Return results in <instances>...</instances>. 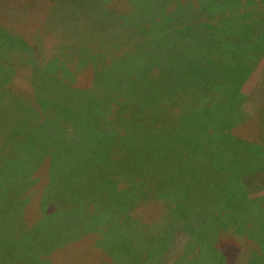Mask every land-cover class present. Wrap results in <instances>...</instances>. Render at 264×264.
<instances>
[{
  "label": "trees",
  "instance_id": "obj_1",
  "mask_svg": "<svg viewBox=\"0 0 264 264\" xmlns=\"http://www.w3.org/2000/svg\"><path fill=\"white\" fill-rule=\"evenodd\" d=\"M33 47V52L6 49L4 54L23 58L38 53ZM252 50L239 65L230 59L119 60L106 76L99 69L103 65H94L79 85L77 70L85 65L2 60L0 264H67L78 250L98 261L104 254L111 264H156L182 232L189 242L174 264H264V198L249 192L254 176L264 171V141H236L225 132L205 134L196 147H188L183 111L168 113L203 98L204 105L230 104L236 125L249 121L241 110L242 88L264 47ZM123 70L139 78L121 81ZM20 72L27 75L29 90L14 81ZM105 106L114 113L108 126ZM119 111L130 113L121 124ZM263 111L264 106L261 118ZM261 132L264 136L262 127ZM209 138L212 146L205 144ZM93 169L100 178H92ZM40 176L49 181L39 206L42 217L25 227L32 204L26 194ZM92 203L99 208H90ZM105 204L112 217L96 231ZM228 237L230 242H223Z\"/></svg>",
  "mask_w": 264,
  "mask_h": 264
},
{
  "label": "rangeland",
  "instance_id": "obj_2",
  "mask_svg": "<svg viewBox=\"0 0 264 264\" xmlns=\"http://www.w3.org/2000/svg\"><path fill=\"white\" fill-rule=\"evenodd\" d=\"M33 46L38 49L36 57V53L25 54L23 58L17 53L5 57L6 49L32 51ZM168 46L169 49L164 50L167 52L165 55H158L160 49ZM255 46L264 47V0H0V49L3 50L0 52V63L9 59L13 64H19V60L26 59L31 63L54 60L59 65H63L60 62L64 63V66H75L74 63L85 65L86 67L77 70V85L81 84L82 75L88 69L93 70L94 65H103L99 69L105 76L111 65L119 60L120 63L137 62V59L155 62L159 58L169 57V62L181 58L183 62L190 64L206 59H230V63L239 65L248 59L246 50L251 54ZM222 51L228 54L224 55ZM120 72L118 77L121 81L139 78L124 70ZM13 79L24 90L28 89L25 72H20ZM147 79L150 80V86L154 77L149 74ZM242 93L245 100L241 110L250 118L244 124H235L236 116L230 104L204 105L203 98L195 105L187 103L169 108L168 113L176 115L180 109V113L183 111L180 123L187 139H191L186 140L188 147H196L205 134L212 137L225 132L236 137V141H264L262 132L258 133L261 127L262 131L264 128V113L263 118L260 115L264 106V56L245 82ZM223 94L225 93L221 92V96ZM113 114L105 106V125L113 123ZM128 114L119 111L117 122L123 123L124 116ZM148 119L152 120L150 117ZM205 144L212 146V139L209 138ZM231 150L233 154L236 146ZM259 166L261 167V163ZM92 175V178H100L96 169H93ZM45 176H40V180L26 194L27 198H32V204L28 214L29 223L25 227H30V224L42 217L39 206L45 185L49 184ZM254 177L256 178L249 188L250 197L264 198V171ZM65 188L70 191L69 186ZM57 194L60 199L61 196L58 192ZM76 197L80 198V194ZM94 207L99 208L92 203L90 208ZM104 207V217L96 225V231L102 230L112 217V207L105 204L101 209ZM159 231L160 229L153 233ZM230 239L231 237L224 238L223 242H230ZM111 240L113 241L109 239L107 242L110 243ZM188 242L189 237L183 232L179 233L169 250L155 263L174 264ZM233 243L237 244L235 241ZM145 246L146 244L143 247ZM238 249L243 251L241 247ZM196 252L202 253L200 249ZM66 260L67 264L112 262L104 254L99 261L92 260V256L83 253V250L71 254Z\"/></svg>",
  "mask_w": 264,
  "mask_h": 264
}]
</instances>
